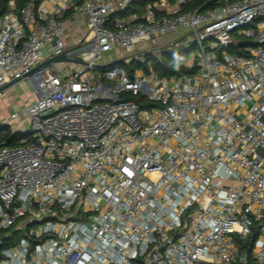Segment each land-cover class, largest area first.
Segmentation results:
<instances>
[{
	"label": "built area",
	"instance_id": "2783aa9c",
	"mask_svg": "<svg viewBox=\"0 0 264 264\" xmlns=\"http://www.w3.org/2000/svg\"><path fill=\"white\" fill-rule=\"evenodd\" d=\"M132 1L0 16V87H32L0 122V264H264V0ZM191 44L192 72L152 70Z\"/></svg>",
	"mask_w": 264,
	"mask_h": 264
},
{
	"label": "trees",
	"instance_id": "16d2710c",
	"mask_svg": "<svg viewBox=\"0 0 264 264\" xmlns=\"http://www.w3.org/2000/svg\"><path fill=\"white\" fill-rule=\"evenodd\" d=\"M11 0H0V16L8 11V4ZM32 0H15V5L17 8L22 7L25 3L30 2ZM156 0H133L129 7L117 13V17H129L131 15H141L144 7L152 3ZM232 1V0H230ZM207 2V0H192L188 4L184 6V10L193 9L199 7L203 3ZM225 0H210L207 2L208 6H214L216 4H222ZM38 1L36 2V4ZM194 45L191 44L189 46H181L179 48L170 49L163 51L160 56H150L149 61L151 63V68L154 72H156L160 77H170L173 75H182L185 73L192 72L194 68L188 69L184 66V62L187 59L188 54L194 49ZM119 66H124L128 75H132L135 70L143 69L145 71L148 70L147 63H139L137 61H131L129 63H125L123 60L115 63ZM128 98H134L137 102L141 104V106L149 107L151 104L144 103L142 97L140 96H126ZM25 137V134L19 131L11 133L7 130V134L5 138L8 144H12L14 141L19 140Z\"/></svg>",
	"mask_w": 264,
	"mask_h": 264
},
{
	"label": "rangeland",
	"instance_id": "374dc122",
	"mask_svg": "<svg viewBox=\"0 0 264 264\" xmlns=\"http://www.w3.org/2000/svg\"><path fill=\"white\" fill-rule=\"evenodd\" d=\"M197 54L194 48L187 56L191 59ZM121 57H123L121 55ZM32 87L28 81H20L17 84L4 90V95L0 97V122L10 116L13 109H21L26 103L31 100L30 91ZM15 127L14 124H12Z\"/></svg>",
	"mask_w": 264,
	"mask_h": 264
},
{
	"label": "water",
	"instance_id": "95a60500",
	"mask_svg": "<svg viewBox=\"0 0 264 264\" xmlns=\"http://www.w3.org/2000/svg\"><path fill=\"white\" fill-rule=\"evenodd\" d=\"M57 62H78V61L75 59L67 57L64 52H61L57 55L46 58L44 61H42L36 67L31 69L29 71V73H27L24 77L29 76V75L34 74V73H38L40 70L51 66L52 63H57ZM118 62L119 61H116V63H118ZM21 80H22V78H16V79L11 80L10 82H8L5 85H3L2 87H0V92L11 87V86H13V85H15V84H17Z\"/></svg>",
	"mask_w": 264,
	"mask_h": 264
},
{
	"label": "crops",
	"instance_id": "0c3cea01",
	"mask_svg": "<svg viewBox=\"0 0 264 264\" xmlns=\"http://www.w3.org/2000/svg\"><path fill=\"white\" fill-rule=\"evenodd\" d=\"M132 16V15H131ZM137 16H139V15H137ZM82 23V22H81Z\"/></svg>",
	"mask_w": 264,
	"mask_h": 264
}]
</instances>
